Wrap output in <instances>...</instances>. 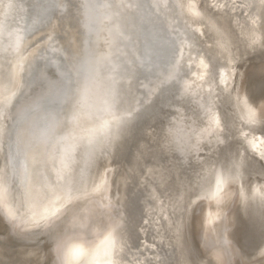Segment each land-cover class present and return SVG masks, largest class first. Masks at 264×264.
I'll use <instances>...</instances> for the list:
<instances>
[{"label": "bare ground", "instance_id": "6f19581e", "mask_svg": "<svg viewBox=\"0 0 264 264\" xmlns=\"http://www.w3.org/2000/svg\"><path fill=\"white\" fill-rule=\"evenodd\" d=\"M64 1L10 0L1 8L3 49L12 62L11 82L0 83V132L12 148L11 167L22 174L26 211L24 221L10 222V234L37 237L26 229L27 221L49 217L66 201L70 191L63 182L78 161L77 146L124 125L131 131L128 147L104 192L115 188L123 201L128 186L139 184L145 198L131 205V220L123 223L114 213L90 244L63 237L50 264H200L196 215L202 204L195 194L212 186L222 164L235 174L219 179L216 190L222 197L235 195L236 202L247 198L255 222L251 240L263 244L264 257V131L259 127L264 106L255 110L232 91L236 64L264 48V0H145L147 11L137 24L99 0H80L73 17ZM66 28L72 36L64 44L59 34ZM159 43L171 47L161 50ZM122 56L144 68L134 86H126L128 92L117 82L128 76L107 72L119 69ZM39 58L45 69H37ZM47 69L57 74L54 80ZM30 76L44 80V93L12 110ZM5 111L10 119L3 126ZM182 165H190L189 176L181 175ZM0 197L5 199L4 192ZM101 201L100 196L92 200ZM149 219L161 223L148 239L137 228ZM1 237L0 264H35L30 249L11 250Z\"/></svg>", "mask_w": 264, "mask_h": 264}, {"label": "rangeland", "instance_id": "374dc122", "mask_svg": "<svg viewBox=\"0 0 264 264\" xmlns=\"http://www.w3.org/2000/svg\"><path fill=\"white\" fill-rule=\"evenodd\" d=\"M9 1L0 0V24L2 21H4V17H1L2 16L1 8ZM79 1L80 0H65L64 1L65 2L64 4L66 5L65 6L66 10L73 17H76V15L78 14L77 12L79 11V7H80ZM99 1L102 3L107 2L109 9L116 16L118 15L124 19L132 20V24L136 22L137 23L140 22L141 21L140 20L141 18H139L140 15L144 13V10L147 11L145 0L143 1L141 0H138V1H135V0H99ZM137 3L139 4V6L141 4L140 8H138L139 6ZM132 4L135 5L134 8ZM136 9L138 12L142 10L141 13H138ZM5 19L7 21L13 20L12 17L5 18ZM18 21H19V17H18ZM136 24H134L135 27H136ZM69 30L66 28L65 31L59 34V39L64 44L68 43V40H70L71 30L70 32ZM0 36H1L0 37L1 39L0 40V80L3 81V82L0 81V83L1 85L5 86L11 82L10 81L11 80V75H10L11 74L10 72L11 64L10 63L12 62V58H11L12 56L9 53V51H7V48L3 49V47H5L4 44L6 42H5V35L3 33L2 24L0 25ZM169 40L171 41L170 38ZM169 40H167L166 42H169ZM157 46L161 50L162 49L164 50L166 48L171 47V44L168 43L166 45H163L162 43H159L157 44ZM102 47L103 46H100V48ZM155 52H158V50H156ZM37 61H38L37 69H41V68L45 69L46 67L45 62L42 61L41 58H39ZM47 71L49 74H51L50 78H52V80H54V78L57 77V74L53 73L51 69H47ZM107 72H112L114 74L120 73V74H123V76L125 75L128 76L130 79H126V78L117 79L118 80L117 82L121 83V89L124 90L125 92H128L130 89L127 87L134 86L133 85L134 79L137 76H140L144 73V68L130 62L129 59H126V57L122 56L120 60L119 69L118 70L117 69H107ZM6 73L8 74L6 75ZM112 73L109 75H111V77H114L115 75ZM234 75L236 76L234 77V81L232 82V91L235 94L236 98L239 99L238 101L246 102L251 107H253L255 110L263 107L264 106V48L260 49L259 52H253L249 54L241 62L237 63L235 70H234ZM251 84L254 86L252 87ZM45 88H46V84L44 80L40 78L35 79L34 76H30L28 80V85L22 91L23 94H21L22 92L18 94L15 101L13 102L12 110H14L16 107H23L25 105L30 104L31 102H35L36 100H39L41 95L44 93ZM248 95L250 98L248 97ZM255 96H256V100H255ZM252 100H255V101H252ZM9 119H10L9 115L5 111L4 117L1 120L2 122L1 124H3V126L8 125ZM129 127L130 126L123 125L121 127H118L117 129H113L111 131L113 133L109 132L108 134H104L105 136L102 135L95 143H91V144L85 143V144H80L77 146V150L75 151V154L78 155V156L76 155L77 156L76 159H78V161L76 160L75 168L71 170L69 174H67V177L65 181L63 182L64 185L68 187L67 191H70L69 192L70 195H68L63 205L49 217L47 216L34 223H30L27 221L26 229L30 231V235L34 229L31 236L33 237L34 235L37 236L32 240L27 239L28 241L12 236L8 230L9 224L10 222H12V220L18 219V220L24 221V218L26 217V211L23 209L24 199L22 197L23 196L22 190L24 187V184H23L24 182H22L23 181L22 174H19L17 170H14L13 168L15 167H11L12 148L9 147L10 146L9 142L2 137L1 132H0V147H1L0 148V192H4V195H5V199L2 200L3 202L1 201V197H0V217H1L0 218L1 219L0 220V236H2L1 237L2 241L5 239L6 247L8 246V248H10L11 250H14V249L19 250L22 247L23 249H28V250L30 249L29 252L30 254H32L31 258H33L34 260L31 262H34L35 264H50L55 259V255H54L55 254L54 253L55 244L58 243L63 237L73 236V238H75L76 240L84 241L85 243L90 244L91 242L95 241L96 238L102 232H104V230L110 225V222L113 216H115L116 214H121L119 216L123 219V223L128 220H131L132 219L131 213H133L132 206L134 205L136 201H138V199L140 198L139 196H141V198L143 196V199L145 198L144 196L146 193H144V189H143L145 188L144 185L130 184L128 186V189H126L127 190L125 193L126 196L124 195L123 197L124 202L121 200H118L117 192H113V191H116L115 188H111L107 193L104 192L105 184L108 182V179L110 178V174L119 168L122 162L123 153L126 152L127 150V147H128L127 143H129V138H130V136L128 135L131 134V131H129L130 130ZM259 127L262 131H264V117L260 119ZM125 129L127 131V134H126V131H124ZM124 132L127 136L124 134ZM102 137H103V140H102ZM116 138H118V140ZM114 139L119 142L114 141ZM2 145L5 147V149ZM100 147H102V149ZM103 149H104V152H102ZM98 152H100V154ZM104 153L105 154L107 153L106 157ZM83 158L85 161L83 160ZM86 158H88L89 160ZM103 161H104V165H103ZM93 166L95 167V169ZM8 168L9 169L12 168L11 171ZM86 168H90V169H86ZM179 170L181 171V175L184 177L189 176L188 174L191 173L190 165H185L181 167V169ZM221 170L222 171H219L216 178H214L213 184L210 188H208V190L198 192L195 194L198 199L197 200L198 203L202 204L200 210L198 211V214L196 215V224L198 225L200 229L201 236H202V242H203V246L200 247V249H198L199 258L201 260L200 264H263L264 257L261 256L260 254L261 250H263V244H260L259 242L258 243L253 242L251 240L252 239L251 230L255 226V222L253 220L251 213L249 212L250 210L247 205L248 204L247 198L240 197V199H238V201L236 202L235 195L231 194L227 197H222L221 195L222 191L216 190L217 188L215 186V183L219 179L231 177L233 176V174H235L233 167L229 166L228 164H222ZM94 171L96 172L94 173ZM9 173L11 175H9ZM4 186L6 190H9L11 192V195L9 194L10 193L9 191H6L4 189ZM263 186H264V177H263ZM6 187H9V188H6ZM137 188L139 190L141 189L140 192H138L139 190H137ZM115 194H116L117 199L115 197ZM99 196L102 199V201L99 202L98 204H94L92 200L98 198ZM116 205H118V207ZM153 223H155L154 226H153ZM160 223L161 222L159 220L149 219L148 222H144L140 227L137 228V230L140 233V235H143L142 233L144 232L145 236H147L148 239L149 237L153 238V234H155V232L152 230V228L158 227L159 226L158 224ZM142 242L144 243V240H142ZM0 243L2 245L3 242H0ZM151 244H154V243H151ZM1 251L2 250L0 246V252Z\"/></svg>", "mask_w": 264, "mask_h": 264}, {"label": "water", "instance_id": "95a60500", "mask_svg": "<svg viewBox=\"0 0 264 264\" xmlns=\"http://www.w3.org/2000/svg\"><path fill=\"white\" fill-rule=\"evenodd\" d=\"M1 220V219H0ZM6 225V224H5Z\"/></svg>", "mask_w": 264, "mask_h": 264}]
</instances>
